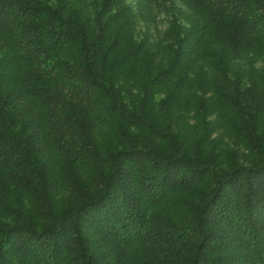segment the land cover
Wrapping results in <instances>:
<instances>
[{"label":"trees","instance_id":"obj_1","mask_svg":"<svg viewBox=\"0 0 264 264\" xmlns=\"http://www.w3.org/2000/svg\"><path fill=\"white\" fill-rule=\"evenodd\" d=\"M0 264H264V0H0Z\"/></svg>","mask_w":264,"mask_h":264}]
</instances>
